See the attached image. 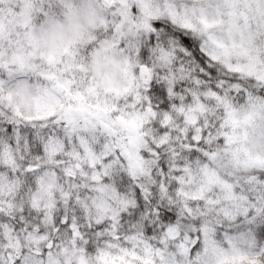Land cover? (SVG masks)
<instances>
[{
    "label": "snow or ice",
    "instance_id": "1",
    "mask_svg": "<svg viewBox=\"0 0 264 264\" xmlns=\"http://www.w3.org/2000/svg\"><path fill=\"white\" fill-rule=\"evenodd\" d=\"M0 264H264V0H0Z\"/></svg>",
    "mask_w": 264,
    "mask_h": 264
}]
</instances>
